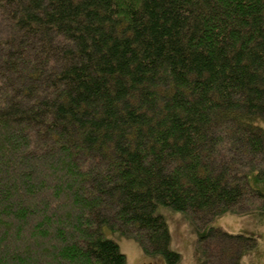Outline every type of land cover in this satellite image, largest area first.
I'll return each instance as SVG.
<instances>
[{
  "label": "trees",
  "instance_id": "16d2710c",
  "mask_svg": "<svg viewBox=\"0 0 264 264\" xmlns=\"http://www.w3.org/2000/svg\"><path fill=\"white\" fill-rule=\"evenodd\" d=\"M264 0H0V264H125L106 225L177 264H242L264 211Z\"/></svg>",
  "mask_w": 264,
  "mask_h": 264
},
{
  "label": "rangeland",
  "instance_id": "374dc122",
  "mask_svg": "<svg viewBox=\"0 0 264 264\" xmlns=\"http://www.w3.org/2000/svg\"><path fill=\"white\" fill-rule=\"evenodd\" d=\"M264 127V121L261 123ZM248 182L264 194V177H257L256 173L248 174ZM156 212L161 214L171 235L170 247L180 254L177 264H197L199 254L196 242L207 227L198 229L182 211L158 205ZM211 226H219L232 233H242L254 236L257 246L241 257L242 264H264V211H251L240 215L224 213L217 216ZM103 237L111 239L119 246L125 256V264H166L160 255H147L133 239L114 233L109 227H102ZM141 254V255H140Z\"/></svg>",
  "mask_w": 264,
  "mask_h": 264
},
{
  "label": "crops",
  "instance_id": "0c3cea01",
  "mask_svg": "<svg viewBox=\"0 0 264 264\" xmlns=\"http://www.w3.org/2000/svg\"><path fill=\"white\" fill-rule=\"evenodd\" d=\"M141 255V254H140Z\"/></svg>",
  "mask_w": 264,
  "mask_h": 264
}]
</instances>
